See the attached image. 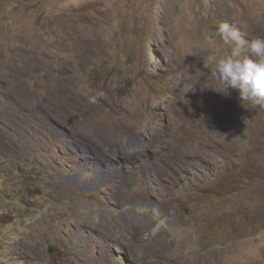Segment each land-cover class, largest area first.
<instances>
[{
	"label": "rangeland",
	"instance_id": "rangeland-1",
	"mask_svg": "<svg viewBox=\"0 0 264 264\" xmlns=\"http://www.w3.org/2000/svg\"><path fill=\"white\" fill-rule=\"evenodd\" d=\"M221 23L264 38V0H0V264H264Z\"/></svg>",
	"mask_w": 264,
	"mask_h": 264
},
{
	"label": "clouds",
	"instance_id": "clouds-1",
	"mask_svg": "<svg viewBox=\"0 0 264 264\" xmlns=\"http://www.w3.org/2000/svg\"><path fill=\"white\" fill-rule=\"evenodd\" d=\"M216 35L227 55L207 58L211 76L223 92L236 90L241 104L264 109V38L245 40L227 23L219 24Z\"/></svg>",
	"mask_w": 264,
	"mask_h": 264
},
{
	"label": "bare ground",
	"instance_id": "bare-ground-1",
	"mask_svg": "<svg viewBox=\"0 0 264 264\" xmlns=\"http://www.w3.org/2000/svg\"><path fill=\"white\" fill-rule=\"evenodd\" d=\"M108 159H106L105 161H103L104 163H106V161H107ZM125 160V159H124ZM154 215H156V217H157V219H158V221H159V223L160 224H166V222H165V220H164V217H163V215H162V213L160 212V211H156V214H154Z\"/></svg>",
	"mask_w": 264,
	"mask_h": 264
}]
</instances>
